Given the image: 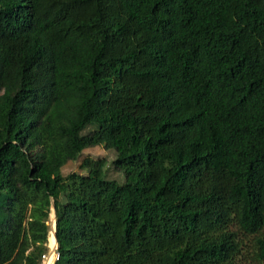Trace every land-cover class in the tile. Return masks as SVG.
<instances>
[{"label":"trees","instance_id":"1","mask_svg":"<svg viewBox=\"0 0 264 264\" xmlns=\"http://www.w3.org/2000/svg\"><path fill=\"white\" fill-rule=\"evenodd\" d=\"M53 204L56 264H264V0H0V264Z\"/></svg>","mask_w":264,"mask_h":264},{"label":"rangeland","instance_id":"2","mask_svg":"<svg viewBox=\"0 0 264 264\" xmlns=\"http://www.w3.org/2000/svg\"><path fill=\"white\" fill-rule=\"evenodd\" d=\"M116 154L113 150H107L104 147H93L90 148L88 150H86L85 152V156L84 157H93V158H97V157H106L107 160L109 162H111L114 158H115ZM83 157V158H84ZM81 160L80 161H74V162H70L67 166L64 167V173L68 174L72 171H81ZM110 177L112 178H116L121 180L122 177L119 175L118 172H116L115 170L113 171V169L110 171L109 173ZM54 215V211L52 210L51 213V219H50V227L52 229V217ZM50 229V235H49V240H48V244H50V239H51V235H52V231Z\"/></svg>","mask_w":264,"mask_h":264},{"label":"built area","instance_id":"3","mask_svg":"<svg viewBox=\"0 0 264 264\" xmlns=\"http://www.w3.org/2000/svg\"><path fill=\"white\" fill-rule=\"evenodd\" d=\"M50 258L52 264H56L61 258L58 245L57 247H52L51 241L50 244L47 245V250L43 254L40 264H48Z\"/></svg>","mask_w":264,"mask_h":264},{"label":"water","instance_id":"4","mask_svg":"<svg viewBox=\"0 0 264 264\" xmlns=\"http://www.w3.org/2000/svg\"><path fill=\"white\" fill-rule=\"evenodd\" d=\"M52 210L54 211V215L52 217V234L56 237L57 240V245L59 247V242H58V237H57V219H56V208L55 205L53 204Z\"/></svg>","mask_w":264,"mask_h":264},{"label":"bare ground","instance_id":"5","mask_svg":"<svg viewBox=\"0 0 264 264\" xmlns=\"http://www.w3.org/2000/svg\"><path fill=\"white\" fill-rule=\"evenodd\" d=\"M50 241H51L52 247H57V240H56V237L53 234L51 235ZM48 264H52L51 263V258H50Z\"/></svg>","mask_w":264,"mask_h":264},{"label":"clouds","instance_id":"6","mask_svg":"<svg viewBox=\"0 0 264 264\" xmlns=\"http://www.w3.org/2000/svg\"><path fill=\"white\" fill-rule=\"evenodd\" d=\"M50 225V224H49ZM50 229H51V227H50Z\"/></svg>","mask_w":264,"mask_h":264}]
</instances>
